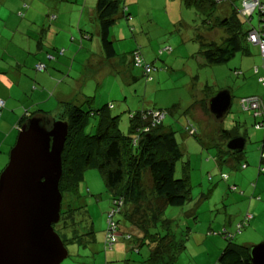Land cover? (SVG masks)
I'll return each instance as SVG.
<instances>
[{
    "label": "rangeland",
    "instance_id": "374dc122",
    "mask_svg": "<svg viewBox=\"0 0 264 264\" xmlns=\"http://www.w3.org/2000/svg\"><path fill=\"white\" fill-rule=\"evenodd\" d=\"M30 1L23 2L19 9L16 0H0V21L6 20L10 12L19 15L20 19L25 18L31 10ZM96 2L97 0H88V6L92 7ZM124 2L132 18L128 21L124 17L118 18L111 30L117 53L115 63L117 65L120 61L123 70L112 66L110 60L102 59L101 56L96 57L99 56L96 37H93L98 45L95 57L89 55L86 47L82 49L78 42L82 37L78 22L70 27L71 21L68 20L67 33L64 37L68 39L70 46L75 45L76 52L70 56L69 48L65 45L56 48L57 53L64 50V54L60 56L68 57L70 60H67L68 64H71L72 60L79 63L75 64L70 76L71 79L76 78V82L66 78L67 84H64L63 88L76 97L86 96L81 102L85 103L83 105L85 111L95 112L107 107L108 115L119 116V127L124 135L130 134V119L137 112L152 109L167 112L164 126H170L175 131L183 151L181 160L176 164L175 177H188L191 201L183 207L163 208L152 232L164 235L163 225L172 220L168 225H172L178 239H184L187 245V250L181 254L178 264H212L211 258L215 263L218 255L214 259L213 256L209 257L207 247L201 243L204 236L209 232L218 234L224 227L234 232L236 225L242 220L240 207L234 203L232 196L230 200H224L228 188L221 175L228 174L231 180L238 177L243 182L250 180L251 175L253 181L257 177L261 181L264 180L262 174L258 176L264 129H256V120L253 116L241 110L239 101H236L240 95L234 94L232 109L223 121L213 118L210 113L207 114L208 109L201 111V100L207 97V100H204L210 101L207 95H215L227 87L236 86L237 94L257 92L264 102V88L260 83H250L240 89L237 88L243 79L233 78L231 70L235 68L239 55L238 58L220 66H208L204 63L199 56V43L195 39L197 35L207 36L206 25L202 23V16L194 8L184 6L183 0H124ZM262 2L264 3V0ZM38 3L41 7L42 2ZM228 3L234 8H240L242 0H231ZM41 12L34 9L30 13ZM257 20L256 17L255 21ZM29 21L26 24L24 22L22 26V29L26 30L23 36L19 35L12 40L6 36L0 37V82L5 78H15V72L24 68L21 65L24 64L30 43L38 44V37L40 40L44 37L42 21L39 19L38 25L32 19ZM35 26H38V29H34ZM68 30H72L77 41L73 42V35ZM218 30L216 29V32L211 30L210 38L219 37ZM31 38L33 40H30ZM83 39L89 40L87 37H82ZM86 43L93 47L91 42ZM42 46L46 52L51 51L50 55L56 53L49 38L42 41ZM165 46H171L173 52L170 53ZM137 49L146 61L157 68L151 82L146 81L141 68L132 65V52ZM160 49H163L162 54H159ZM87 59L90 64L86 62ZM95 61L100 62L97 67ZM263 64L264 61L259 58L256 65L262 68ZM70 66L66 72L64 71L65 75ZM7 92L0 85V94ZM111 105L113 108H110ZM4 111L0 117V176L9 163L10 153L18 136L15 126L20 120L13 111L9 112L7 109L6 114ZM188 119L198 129V136L185 134L184 126ZM98 121L99 116L89 115L85 133L95 134ZM222 131L246 137V148L240 162L247 163L246 170L241 171L239 163H235L237 167H231L229 164H223L221 167L220 162L215 160L221 159L219 155L222 150H228ZM144 186L148 196L153 199L152 182L148 174L145 175ZM111 201L112 193L98 170L85 172L79 198L74 200L69 196L63 198V208L68 202H72L73 208L77 209L75 217L80 228L76 236L71 229L58 231L68 252L67 258L61 264H127L123 258L126 254L124 249L119 250L118 258H115L114 254L110 256L117 248L126 246L124 240L121 239L115 249L104 250L106 217ZM159 203L156 202L158 205ZM248 229L245 228L238 234L233 242L239 245L248 244L250 247L264 243V224L260 225L258 232L248 234ZM251 229H254L253 225ZM185 235H188L189 239H186ZM214 235L216 236L215 233ZM218 237L222 238L219 234Z\"/></svg>",
    "mask_w": 264,
    "mask_h": 264
},
{
    "label": "trees",
    "instance_id": "16d2710c",
    "mask_svg": "<svg viewBox=\"0 0 264 264\" xmlns=\"http://www.w3.org/2000/svg\"><path fill=\"white\" fill-rule=\"evenodd\" d=\"M228 1L231 0H183L184 6L194 8L202 16V23L206 25L207 35L211 30L216 29L223 32L221 38L216 37V39L197 35L195 40L200 46L199 56L208 66H220L228 63L238 54H247L249 44H254L259 49L261 59H264L260 45L250 40L251 33L255 31L264 42V27L261 24L256 27L253 23L256 17L259 22L262 20L264 3L260 0L261 8L254 11L251 16H247L242 13L244 2L242 0L240 8L230 5L232 9L229 13L220 16L219 8L228 4ZM96 12L99 19L101 47L106 59L111 60L117 57L111 30L119 16L126 18L127 21L131 20L132 16L128 13L124 0H97ZM165 48H168L170 53L173 52L171 46H165ZM160 50L159 54H162L163 49ZM64 52V50L59 51V55H63ZM136 55H139L140 65H137ZM131 62L133 67L143 70L147 82L154 80L152 75L157 68L144 59L140 50L132 52ZM38 65H44V69L39 70ZM38 65L35 67L37 71L43 72L47 68L44 63ZM145 65L152 67L150 74L146 73ZM255 71L258 73L259 67H256ZM236 74L239 75L240 72L236 71ZM259 82L264 88V77L260 78ZM207 96L210 99L213 95ZM251 97H256L260 102L262 111L260 116H255L253 111L243 108L241 101ZM205 99L207 100V97ZM0 100L4 102V106L0 110L1 117L6 104L3 99ZM84 104L76 100L67 101L63 103V111L58 116H53L42 110L27 112L16 124L15 131L19 133L22 124L36 115L67 122L69 133L62 154L63 175L59 185L62 197L69 196L72 200L79 198L85 172L98 170L112 193L111 207L106 217L104 250L115 249L122 239L126 242V246L123 247L126 254L123 258L127 264H178L181 254L187 250V245L184 239H178L172 225H168L172 220H168L163 225L164 235L152 232L163 208L166 206L183 207L191 201L188 177H175L176 164L181 160L183 151L175 131L170 126H164L167 112L159 109L137 112L130 119V134L124 135L119 127V116L108 115L107 107L95 112L85 111ZM208 104L209 101L205 105L208 106ZM239 105L242 111L250 113L256 120V129H264V102L259 96L242 97L239 99ZM110 108H113V105ZM157 113H164L165 117L158 120L155 117ZM206 113L209 114V112ZM89 115L99 116L95 134L85 133ZM191 126L196 129L195 134H189ZM184 132L188 136L199 135L195 124L189 119L184 126ZM222 133L227 142L237 135V133L233 134L227 131H222ZM260 151L258 173L264 176V137ZM243 152L222 150L223 154L219 155L221 159L215 158V160L220 162L222 167L227 160L223 155L231 154L239 163V169L244 171L248 165L240 163ZM146 174L152 182L153 199L148 196L144 186ZM221 179L227 183L229 193L244 195L240 185L234 181V178L231 180L230 175L222 174ZM252 185L255 187L254 183ZM255 200L260 201L261 198L255 196ZM157 201L160 202L159 205L156 204ZM76 211L72 202H68L64 208L61 204L60 221L54 225L57 234L59 230L71 229L76 236L77 230L80 228L75 217ZM253 218L252 214H245L241 222L236 225L234 232L224 227L218 233L222 238H219L216 232H209L204 236L206 238L213 237L215 233L216 236L213 238L221 239L225 244L218 253L216 262L212 264H252L250 253L253 246L239 245L233 241L245 228L250 227ZM185 237L189 239L188 235ZM206 238H203L201 243H205ZM144 250L145 252H143ZM107 257H109L108 254ZM114 257L118 258L116 255Z\"/></svg>",
    "mask_w": 264,
    "mask_h": 264
},
{
    "label": "crops",
    "instance_id": "0c3cea01",
    "mask_svg": "<svg viewBox=\"0 0 264 264\" xmlns=\"http://www.w3.org/2000/svg\"><path fill=\"white\" fill-rule=\"evenodd\" d=\"M16 1L18 2L17 7H19L20 9L21 4L23 2H27L28 0H16ZM38 1L42 2L41 7ZM30 4H31V8H30L31 10L26 14L25 16L26 19L22 17H21L22 19H20L19 15L10 12L9 17L6 20L0 21V37L6 36V38H10V40L18 37L19 35L23 36L24 33L26 34V30L22 29L24 22L26 24L27 22H30L29 21L30 19H32L33 22L38 25L39 19L42 21V30L44 37L41 38V40L38 37L37 39L38 44L33 43L31 45L30 43L28 47V51L25 54L26 59L24 60V64L21 65L24 68L18 69L15 72L14 79L9 77V78H5L3 82H0V85L2 86L3 90L8 91L5 94H0V98H2L5 101L6 104L5 109L6 110L8 109L9 112L13 111L16 116L20 117V120L22 116L25 115V113L27 112L31 113L33 111L37 112L39 110L51 113V115L53 116H58L63 111V103L74 100L81 103L86 98V96L82 97L81 95L76 97L73 94L67 93L63 88L64 84H67L65 83L66 78L76 82V78L71 79L70 76L73 73L75 64L79 63L76 62V60L74 61L72 60L71 64H68V61H70L68 60L69 58L65 56L61 57L57 53L58 47H63L65 45H67L69 48L68 54L70 56L72 55V53L76 52L75 45L71 44L70 46L68 39L64 37L67 33L66 25H68L70 21H71L70 27L73 23L78 22L77 26L79 28L80 35L82 37L89 38V40H85V39L82 40V37L80 38V41L78 42L80 43L81 48L84 49L86 47L89 55L91 57L92 56L95 57L96 54L98 53L97 44H99V53H98L99 56L96 57L99 58L101 56L102 59H106L100 43V26H99L98 15L96 12L97 2L92 7L88 6V0H83V1L82 0H33V2L30 1ZM231 6L229 3L225 4L224 6L222 5L219 8V15L220 16L227 15L229 11L232 9ZM34 9L38 11L40 10L42 12L30 13ZM53 16H55V18H53ZM119 18H123V17L119 16ZM68 20L69 22L66 23V21ZM255 20L256 18L254 19L253 22L255 24L254 26L257 27L259 24H261L262 27H264V16L262 17V20L260 22L259 19L257 21ZM34 29H38V26H35ZM68 31L72 33V30H68ZM213 32H216V30H214ZM217 34L219 35L218 38H221L220 36L223 34V32L221 30H218ZM72 35H73L72 36L73 42L77 41L76 38L74 37V33H72ZM93 37L97 38V42H98L97 44L93 40ZM207 37L210 39V33H208ZM48 38L51 40L53 48L54 49L57 48L56 53H53L51 55H50L51 51L46 52L42 46V41L44 39L48 40ZM214 38L216 39V37ZM30 40H33V38H31ZM86 41L91 42L93 44V47L89 46V44H87ZM248 48H249V52L247 54H238L240 57L239 59H236L237 60L235 63L236 66L233 70H231L232 71L231 74L233 78L243 79V81H241V83L237 85L238 86L237 88L239 89L242 88L243 86H247L250 83L258 84L260 83L259 79L264 77V67L262 68L260 67L258 73H256L255 71V68L258 67L256 65L257 60L259 58L261 59V56L259 55L260 52L258 47L254 44H249ZM238 55L235 58H238ZM111 60L108 61L111 62V65L113 64L112 66L118 67L120 70H123L120 61L116 65L115 59L113 58ZM261 60L264 61V59ZM86 62L90 64L89 59H87ZM39 63H44L47 66L45 71L40 72L35 69L36 65H38ZM99 63L100 62L95 61L96 67L97 65H99ZM69 65L71 66L67 71V75H65L64 73L66 72V69ZM236 71L240 72V74L239 75L236 74ZM61 76L63 77L60 78ZM78 81L80 80L78 79ZM77 83L80 84L79 82ZM235 87L236 86L232 88L227 87L226 89L222 90V91L227 90L230 92L232 98V105H233L234 94L240 95L237 97L236 101L237 100L239 101V99L242 97L258 95L257 92L254 93L251 92L249 94L247 93L237 94L235 92ZM51 89H54L53 92L48 93L50 92ZM73 89L75 90V87ZM215 95H213L211 98H213ZM204 99L201 100V111L202 109L205 111L206 109H208L209 111V104L208 106L203 104L206 102V100ZM6 110L4 111V113L6 112ZM225 117L223 118V120L225 119ZM236 136H241V135L237 134L233 137ZM223 157L227 159L226 164L231 165V167L234 166L237 167L235 163L238 162H236L235 160L236 158L233 155L229 154V156H227L224 154ZM249 178L250 180L247 181L245 180L244 182L240 180L238 177L234 178V181H236V183H239L240 189L244 191L243 196L239 195L238 193H234V195H230L229 191L227 190L224 199V200H230L231 199L230 196H232V200L234 201V203L236 205L238 204V206L240 207L239 213H241V219H243V217L245 216L244 215L245 211L246 214L249 213L254 216L253 220L250 222V227H248L249 228L247 232L248 234L258 232V230L260 229V225L264 224V180L261 181L260 178L257 177V179L253 181L252 175ZM252 183L255 184V187L252 185ZM255 196H259L261 200L260 201L255 200ZM242 207L244 208L243 210ZM252 225L254 229H251ZM207 240L208 242L210 241V243L207 244ZM202 245H205L207 247L206 249L209 252L208 255L209 257L213 256V259L216 258L220 250L225 246L223 240L217 238L214 239L213 237L206 238V242L202 243ZM122 249L124 248L123 247L121 249L117 248L114 251V253H112V255L114 254L118 256V254L120 253L119 250ZM210 263H213L212 258L210 259Z\"/></svg>",
    "mask_w": 264,
    "mask_h": 264
},
{
    "label": "water",
    "instance_id": "95a60500",
    "mask_svg": "<svg viewBox=\"0 0 264 264\" xmlns=\"http://www.w3.org/2000/svg\"><path fill=\"white\" fill-rule=\"evenodd\" d=\"M230 92H219L209 101L217 119L230 111ZM69 125L41 115L21 126L9 163L0 176V264H61L68 255L54 225L60 221L63 175L62 154ZM247 139L227 142L242 152ZM252 264H264V243L251 248Z\"/></svg>",
    "mask_w": 264,
    "mask_h": 264
},
{
    "label": "built area",
    "instance_id": "2783aa9c",
    "mask_svg": "<svg viewBox=\"0 0 264 264\" xmlns=\"http://www.w3.org/2000/svg\"><path fill=\"white\" fill-rule=\"evenodd\" d=\"M260 8H261L260 0H244L242 13L243 15L251 16L254 11ZM250 40L254 42L255 44H259L264 54V42L261 40L260 36L255 31L251 33ZM138 57L139 55H136L135 59H136L137 65H140L141 62ZM37 68L39 70H42L44 69V65H38ZM144 68L147 74L151 73L152 71L151 66L145 65ZM241 102H242L243 108L245 110L253 111L255 113V116H260L262 114V111L260 110L261 109L260 102L256 97H251L249 99H243ZM3 106H4V102L0 100V110ZM155 117H157L158 120H162L165 117V114L157 113L155 114ZM195 132H196V129L191 126L189 130V134H195Z\"/></svg>",
    "mask_w": 264,
    "mask_h": 264
}]
</instances>
